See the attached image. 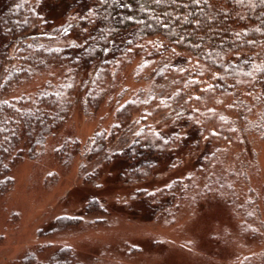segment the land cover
<instances>
[{"label": "trees", "instance_id": "obj_1", "mask_svg": "<svg viewBox=\"0 0 264 264\" xmlns=\"http://www.w3.org/2000/svg\"><path fill=\"white\" fill-rule=\"evenodd\" d=\"M136 58V87L126 94L125 69ZM75 106L84 118H103L111 106L110 124L84 143L66 138L58 160L68 165L80 153V176L113 170L116 183L144 182L134 210L116 214L166 223L183 209L232 202L248 161L246 124L264 139V0H0V193ZM163 120H173L170 131L152 123ZM184 155L193 171L153 187L158 170L178 172ZM261 202L260 211L235 209L240 240L264 236V176ZM79 218L58 216L48 232ZM251 255L264 264V248ZM21 261L83 264L70 246Z\"/></svg>", "mask_w": 264, "mask_h": 264}, {"label": "rangeland", "instance_id": "obj_2", "mask_svg": "<svg viewBox=\"0 0 264 264\" xmlns=\"http://www.w3.org/2000/svg\"><path fill=\"white\" fill-rule=\"evenodd\" d=\"M139 60L136 58L125 69L126 94L136 87L131 77ZM110 107L103 118L100 115L84 118L75 106L57 132L46 137L36 158L25 157L14 166L13 186L0 193V264H22L21 259L29 253H35L42 261L63 246H70L83 264H258L251 253L258 248L262 251L264 236L260 233L259 241L240 240L241 218L235 209L241 206L240 209L253 212L256 206L259 211L263 209L264 139L260 133L248 123L244 128L248 161L243 174L235 180L236 197L232 202L219 199L194 209L182 208L175 219L165 223L127 211L116 214L114 208L120 206L134 210L132 193L143 187L144 182L116 183L113 170L80 176L77 173L82 160L80 153L68 165L55 155L56 147L69 136L84 143L93 130L107 127ZM152 123L165 131L174 126L173 120ZM185 131L181 133L182 140H191L186 138ZM187 143V149L192 148L191 142ZM183 157L178 172L159 169L153 187L168 183L174 173L192 172L186 155ZM90 199L97 201V205L84 216ZM246 199L252 203L248 205ZM58 216L80 218L68 223L63 232H48L56 225Z\"/></svg>", "mask_w": 264, "mask_h": 264}]
</instances>
